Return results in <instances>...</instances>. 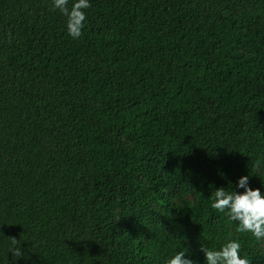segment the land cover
<instances>
[{
  "label": "trees",
  "instance_id": "1",
  "mask_svg": "<svg viewBox=\"0 0 264 264\" xmlns=\"http://www.w3.org/2000/svg\"><path fill=\"white\" fill-rule=\"evenodd\" d=\"M89 2L73 39L52 0H0V264H205L229 241L264 264L211 208L243 176L264 193V0Z\"/></svg>",
  "mask_w": 264,
  "mask_h": 264
},
{
  "label": "clouds",
  "instance_id": "2",
  "mask_svg": "<svg viewBox=\"0 0 264 264\" xmlns=\"http://www.w3.org/2000/svg\"><path fill=\"white\" fill-rule=\"evenodd\" d=\"M69 0H52L54 9L59 10L67 17V31L73 39L83 35L84 22L87 19L85 10L91 7L89 0H75L71 9ZM237 188L243 192L228 191L221 187L212 193L211 208L225 214L237 227L240 233L248 232L257 240H264V193L259 188L253 190L249 186V177L243 176L237 182ZM11 245L10 252L16 258L22 256L19 241L8 238ZM200 251L204 253L205 264H251L247 256L241 257V244L237 241H229L222 247L210 249L204 245ZM186 251L177 252L167 261V264H196L192 259L186 258Z\"/></svg>",
  "mask_w": 264,
  "mask_h": 264
}]
</instances>
